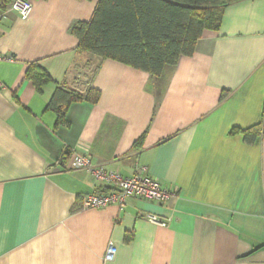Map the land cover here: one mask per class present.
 Wrapping results in <instances>:
<instances>
[{"label":"crops","instance_id":"crops-1","mask_svg":"<svg viewBox=\"0 0 264 264\" xmlns=\"http://www.w3.org/2000/svg\"><path fill=\"white\" fill-rule=\"evenodd\" d=\"M97 3L0 14V264H264V134L232 132L264 128V0L228 5L157 77L78 51L71 28ZM34 62L52 77L42 91L26 78ZM58 88L100 95L70 104L56 127ZM74 153L127 177L146 167L174 195L85 209L84 196L114 188L66 170Z\"/></svg>","mask_w":264,"mask_h":264},{"label":"trees","instance_id":"trees-1","mask_svg":"<svg viewBox=\"0 0 264 264\" xmlns=\"http://www.w3.org/2000/svg\"><path fill=\"white\" fill-rule=\"evenodd\" d=\"M240 0H98L89 22L72 26L79 39L78 51L92 53L100 59L113 58L129 66L160 76L168 66H175L181 57L192 55L197 41L209 29H218L223 10ZM14 0H0L3 14ZM26 78L38 91L52 82V77L39 62L29 65ZM100 93H86L58 88L48 109L58 121L56 127L69 125L67 109L83 99L97 102ZM242 132L247 143H253L264 128L256 125Z\"/></svg>","mask_w":264,"mask_h":264},{"label":"built area","instance_id":"built-area-1","mask_svg":"<svg viewBox=\"0 0 264 264\" xmlns=\"http://www.w3.org/2000/svg\"><path fill=\"white\" fill-rule=\"evenodd\" d=\"M32 9L33 0H14L3 14L16 12L21 18L26 19ZM2 58L8 59L0 56V59ZM65 169L68 171L85 170L95 183H108L114 188V190L106 191L100 189L96 193L84 196L83 207L85 209H102L110 205H118L122 208L127 198L132 196L164 203L174 195V193L162 187L159 179L148 174L146 167L137 166L135 174L127 177L116 171L107 170L104 166L94 164L92 158L86 153H74ZM147 219L156 225L168 226V220L158 215H147ZM116 252V246L110 242L105 259L112 260Z\"/></svg>","mask_w":264,"mask_h":264}]
</instances>
